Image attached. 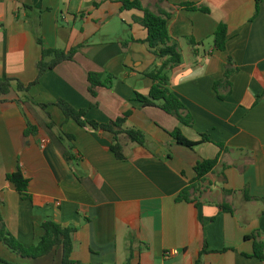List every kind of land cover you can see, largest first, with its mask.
<instances>
[{
    "label": "crops",
    "instance_id": "0c3cea01",
    "mask_svg": "<svg viewBox=\"0 0 264 264\" xmlns=\"http://www.w3.org/2000/svg\"><path fill=\"white\" fill-rule=\"evenodd\" d=\"M141 2L153 13L160 6L172 14L168 32L183 62L170 71V83L192 127L135 99L152 88L144 74L162 65L143 43L147 29L135 21L143 12L123 11L119 0H0V81L28 86L37 80L39 39L47 48H79L73 62L47 71L28 94L13 91L0 102V215L7 230L30 247L39 243L46 220L76 227L73 259L85 264H127L131 255V264H196L205 243L202 264H264L254 257V240H247L264 242V99L258 101L264 95V0L257 17L256 0ZM185 3L210 12L179 8ZM221 24L228 27L225 52L214 48ZM230 58L238 71L232 93L221 100L215 84L224 80ZM90 73L118 81L93 97ZM58 100L88 109V118L100 123L132 112L125 128L143 131L146 146L122 136L128 160H118L113 135L67 120ZM28 122L37 131L26 136ZM178 129L199 144L179 145L170 135ZM60 132L75 140L57 146L53 136ZM71 146L76 159L68 162L61 148ZM219 156L198 199L178 202L196 180L197 164ZM19 167L30 181V201L8 181ZM244 191L255 199L248 201ZM1 254L14 263L62 264L60 252L28 261L0 242Z\"/></svg>",
    "mask_w": 264,
    "mask_h": 264
},
{
    "label": "trees",
    "instance_id": "16d2710c",
    "mask_svg": "<svg viewBox=\"0 0 264 264\" xmlns=\"http://www.w3.org/2000/svg\"><path fill=\"white\" fill-rule=\"evenodd\" d=\"M122 4L123 11L139 10L143 12V18L135 19L137 23L145 27L148 31V38L145 43L149 50L162 61L161 66H156L151 71L144 74L152 80L153 85L148 95L136 94V101L142 105V107H157L166 112L167 114L177 118L182 124L192 127L194 120L191 114L188 112L186 105L182 100L173 92L170 83V71L176 67H179L183 62V57L179 52L178 46L171 44L172 39L168 32V21L172 14L162 10L158 6V12L153 13L150 9L144 8L141 0H119ZM164 2L166 0H159ZM263 0H256V14H259L261 10V4ZM96 7L99 4H95ZM179 8L187 11H202L209 13L207 8L199 7L197 4L185 3L181 4ZM133 41V40H132ZM228 42V27L226 24L219 25L214 35V48L217 51L225 52ZM39 45L42 47V58L37 64L39 76L37 80L28 86H25L18 80L6 79L0 81V102L4 101V98L11 95L13 91L17 93L28 94L29 91L36 85H38L41 77L50 70H54L57 66L64 62H73L77 55L79 48H73L69 51L47 48L41 39L38 40ZM128 43L123 44L127 46ZM192 45H197L192 42ZM238 69L235 68L234 61L230 58L226 66L225 78L215 84V91L221 100H225L232 93V78L237 73ZM118 78L115 75L109 73H90L88 76L89 91L93 97L97 96L99 88L111 89ZM26 99L31 100L28 96ZM264 99V95L258 98V101ZM32 101V100H31ZM42 109L46 110L48 105L38 104ZM65 115L67 120L75 121L80 127L96 131L105 132L113 135V143L111 150L115 157L120 161H127L128 157L124 153V147L121 143V137L127 136L128 139L139 146L145 147L147 143V137L145 133L138 129H127L125 125L128 119L131 117L132 112L126 113L123 117L118 118L115 121L109 123H100L88 118V109H76L65 100H58L55 104ZM49 123L47 128L53 131L57 125L52 121L51 115L48 114ZM37 128L32 126L28 122V128L25 135L36 133ZM176 142L189 149H194L199 142H192L183 136L182 132L178 129L170 134ZM66 139L69 142H73L75 137L67 135L62 132L59 135L53 136V141L57 146H61L62 141ZM208 138L204 137V141ZM222 151H226L224 145H219ZM62 154L68 162H73L76 159L74 153V147L61 148ZM220 163V156L213 160H204L197 164L195 171L197 178L186 189L182 191L178 197V202H192L197 200V195L201 194L202 184L206 181L209 174L213 173L215 168ZM225 179V178H224ZM8 181L14 184L17 192L22 196L24 200L30 201L31 196L29 194L30 181L27 179L19 167L17 171L8 175ZM245 197L248 201L255 198L248 194V191H244ZM194 198V199H193ZM224 212L233 213V210L229 206H223ZM44 231L37 245L26 247L18 238L13 236L8 230L5 221L0 215V242L13 254L22 260L35 261L41 258L48 257L54 253H61L62 264H85L73 259V253L75 250L74 235L77 233L76 227H63L62 225L54 222L53 220H46L42 224ZM254 240V257L264 262V242L258 241L257 236L247 237V240ZM226 251V250H224ZM208 253V244L205 243L201 250L199 260L196 264H202V258ZM132 255L130 256L127 264H131ZM0 264H22L10 262L0 256Z\"/></svg>",
    "mask_w": 264,
    "mask_h": 264
},
{
    "label": "rangeland",
    "instance_id": "374dc122",
    "mask_svg": "<svg viewBox=\"0 0 264 264\" xmlns=\"http://www.w3.org/2000/svg\"><path fill=\"white\" fill-rule=\"evenodd\" d=\"M1 256H2V258H3V254H1ZM4 259H5V258H4ZM47 263L52 264L50 261H47Z\"/></svg>",
    "mask_w": 264,
    "mask_h": 264
},
{
    "label": "built area",
    "instance_id": "2783aa9c",
    "mask_svg": "<svg viewBox=\"0 0 264 264\" xmlns=\"http://www.w3.org/2000/svg\"><path fill=\"white\" fill-rule=\"evenodd\" d=\"M45 143H46V141H45Z\"/></svg>",
    "mask_w": 264,
    "mask_h": 264
}]
</instances>
